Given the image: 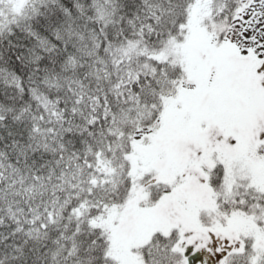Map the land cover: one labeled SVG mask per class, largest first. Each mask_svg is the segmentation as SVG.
<instances>
[{
  "label": "snow or ice",
  "instance_id": "1",
  "mask_svg": "<svg viewBox=\"0 0 264 264\" xmlns=\"http://www.w3.org/2000/svg\"><path fill=\"white\" fill-rule=\"evenodd\" d=\"M0 264H264V0H0Z\"/></svg>",
  "mask_w": 264,
  "mask_h": 264
}]
</instances>
